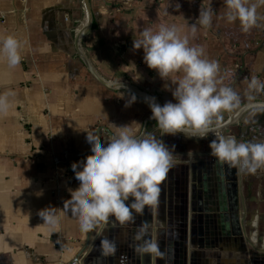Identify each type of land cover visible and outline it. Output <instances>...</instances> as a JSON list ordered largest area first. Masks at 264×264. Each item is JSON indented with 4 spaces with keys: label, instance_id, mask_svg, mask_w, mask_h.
<instances>
[{
    "label": "crops",
    "instance_id": "crops-1",
    "mask_svg": "<svg viewBox=\"0 0 264 264\" xmlns=\"http://www.w3.org/2000/svg\"><path fill=\"white\" fill-rule=\"evenodd\" d=\"M88 2L90 22L82 0H0V37L15 35L23 44L18 65L8 67L0 57V95L9 93L0 111V264H100L97 233L117 242L115 256L103 264H120L121 256L123 264H139L128 247L135 225L83 233L60 209L76 187L70 165L89 154L84 132L104 141L117 131L112 124L130 123L137 135L159 137L142 98L172 100V77L159 79L142 50H132L139 29L175 26L189 46L218 63V88L231 86L243 97L251 74L264 80V27L244 33L215 17L207 27L195 21L209 4L218 14L222 0ZM122 92L124 99L136 95L130 107L119 99ZM257 98L264 100V92ZM246 117L222 111L221 132L264 140V112ZM212 138L162 137L175 145L173 166L159 184L156 206L136 218L137 225L149 222L162 255L145 256L143 264H264V169L237 170L235 184L231 166L209 155ZM189 149L193 155H185ZM229 185L240 197V239L231 235L227 216ZM49 205L62 216L52 233L36 215Z\"/></svg>",
    "mask_w": 264,
    "mask_h": 264
},
{
    "label": "clouds",
    "instance_id": "clouds-1",
    "mask_svg": "<svg viewBox=\"0 0 264 264\" xmlns=\"http://www.w3.org/2000/svg\"><path fill=\"white\" fill-rule=\"evenodd\" d=\"M223 9L217 14L209 7L199 9L196 22L207 27L214 17L239 27L241 32L264 27V0H222ZM196 30V23L190 25ZM22 41L15 35L0 37V57L8 67L19 64ZM142 50L146 67L154 70L162 81L172 77L169 91L172 100L162 105L155 97L145 96L143 103L150 110L149 119L155 121L159 137L148 133L137 135L130 123L117 126L114 135L101 141L90 132L85 133L89 154L84 160L70 165L76 182L68 189L69 198L63 200L61 212L68 211L76 219L79 230L88 233L106 226L124 230L135 225L128 247L139 264L145 256L149 260L161 256L158 242L149 231V222L136 224V218L155 207L159 184L173 166L175 145H166L164 136L182 135L185 139L198 141L211 135L208 142L209 155L218 163L227 164L241 173L252 174L264 169V140L238 141L234 136L221 132L220 113L229 112L235 117L246 118L264 112V100H258L264 92V80L255 74L248 77L243 97L231 86L217 87L219 65L204 57L199 46H189L186 37L175 26L161 24L155 30L150 27L138 30V38L132 40V50ZM8 95H0V111L8 107ZM121 93L123 106L130 107L136 101L134 93ZM102 107V105H101ZM137 123V122H136ZM139 124V123H137ZM189 149L185 155H193ZM37 192L36 195H41ZM36 215L49 233L58 229L62 216L51 205L38 209ZM97 251L100 264L115 256L117 242L113 238L99 236ZM126 260L121 256L120 264Z\"/></svg>",
    "mask_w": 264,
    "mask_h": 264
},
{
    "label": "water",
    "instance_id": "water-1",
    "mask_svg": "<svg viewBox=\"0 0 264 264\" xmlns=\"http://www.w3.org/2000/svg\"><path fill=\"white\" fill-rule=\"evenodd\" d=\"M82 2L84 5V9L86 11V14L89 16V22H90L89 2H88V0H82ZM137 93H138V91H137ZM237 174H238L237 169L231 167V175L234 178L233 182H235V184L238 181V179H237L238 175ZM226 196H227V213H228L227 216L230 218V222L232 224L231 235L237 239H240L243 236V234H242L241 229H240V217L242 216V214H239V213H240V209L242 207L240 205L239 193L237 190H231L230 185H229L227 188Z\"/></svg>",
    "mask_w": 264,
    "mask_h": 264
}]
</instances>
